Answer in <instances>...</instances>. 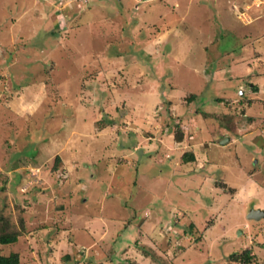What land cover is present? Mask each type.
Masks as SVG:
<instances>
[{
  "label": "rangeland",
  "instance_id": "rangeland-1",
  "mask_svg": "<svg viewBox=\"0 0 264 264\" xmlns=\"http://www.w3.org/2000/svg\"><path fill=\"white\" fill-rule=\"evenodd\" d=\"M253 209L264 0H0V255L264 264Z\"/></svg>",
  "mask_w": 264,
  "mask_h": 264
},
{
  "label": "trees",
  "instance_id": "trees-1",
  "mask_svg": "<svg viewBox=\"0 0 264 264\" xmlns=\"http://www.w3.org/2000/svg\"><path fill=\"white\" fill-rule=\"evenodd\" d=\"M255 90H257V87H255ZM178 141H182L184 138V135L182 133L178 134L177 136ZM18 154V155H17ZM15 155H13V161L19 157V155L23 156V153H17ZM184 160L186 162H191L195 160V155L191 152L186 153L184 155ZM8 168H11L10 166ZM30 172L26 170L25 173V177L29 176ZM23 176L18 175V180H17V184L19 182H22ZM5 220V219H2ZM192 227V225L190 226ZM8 228V225L5 224L4 229L2 228L1 230V234H0V247L1 246H9L12 245L16 242H18L19 240V236H20V232L16 231V232H9L8 230H6ZM187 230V229H186ZM232 259L235 260L236 262H240L241 264H249L252 262L253 258L250 256L249 251H246L242 254H237L234 253L232 256ZM0 264H20V255L18 253H11L9 256H5V255H0Z\"/></svg>",
  "mask_w": 264,
  "mask_h": 264
},
{
  "label": "water",
  "instance_id": "water-1",
  "mask_svg": "<svg viewBox=\"0 0 264 264\" xmlns=\"http://www.w3.org/2000/svg\"><path fill=\"white\" fill-rule=\"evenodd\" d=\"M228 141L229 139H226L225 141H223V144L227 143ZM248 218L251 220L260 221L264 218V211L259 209H253L250 211Z\"/></svg>",
  "mask_w": 264,
  "mask_h": 264
}]
</instances>
